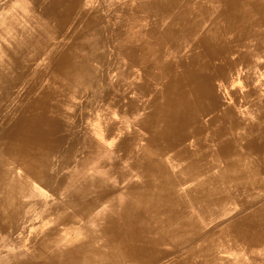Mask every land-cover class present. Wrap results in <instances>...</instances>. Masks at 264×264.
Instances as JSON below:
<instances>
[{
  "label": "bare ground",
  "instance_id": "obj_1",
  "mask_svg": "<svg viewBox=\"0 0 264 264\" xmlns=\"http://www.w3.org/2000/svg\"><path fill=\"white\" fill-rule=\"evenodd\" d=\"M144 1L124 8L111 41L112 55L99 34L80 37L83 27H69L70 13H62L63 4H34L61 39L56 36L50 59H43V51L33 68L27 63L32 61L30 42L0 45V264H214L213 259L238 247L264 260V253L257 254L264 251V133L255 146L258 156L252 155L254 144L237 137L239 117L226 105L245 97L232 86L238 73L223 82L225 74L209 61L208 45L210 35L218 37L221 27L237 28L250 10L246 8L261 0ZM12 5L0 8V25L9 19L12 28V17H7ZM191 36L184 51L181 41ZM65 43L75 45L74 58ZM45 45L42 38L35 50ZM103 68L112 73L102 80ZM215 78L217 83L207 82ZM78 82L103 83L105 101L111 104L114 98L113 108L125 111L122 119L145 131L126 136L130 123L109 125V140L119 132L125 135L118 136L115 148L125 151L119 161L107 157L114 149H97L98 132L92 131L93 137L81 127L78 138L54 114L52 102H70L73 95L60 85ZM153 92V111L144 114L132 96ZM188 103L194 105L191 111ZM243 108L252 112L245 104ZM222 115L228 121L224 127L216 122ZM208 133L213 136L200 137ZM192 139L189 145L195 148L216 142L226 151L238 149L242 164L229 171L238 179L232 183L230 177L208 172L200 182L188 181L187 169L180 165L188 160L199 164L203 156L187 150L174 155L173 150ZM247 156L253 166H247ZM236 193L244 201L233 199ZM28 223L34 229L19 234ZM25 241L31 242L28 250L19 251ZM166 245L171 250H163Z\"/></svg>",
  "mask_w": 264,
  "mask_h": 264
},
{
  "label": "rangeland",
  "instance_id": "obj_2",
  "mask_svg": "<svg viewBox=\"0 0 264 264\" xmlns=\"http://www.w3.org/2000/svg\"><path fill=\"white\" fill-rule=\"evenodd\" d=\"M143 1L144 0H135V1L134 0H28V1L27 0H4V1L0 0V8L1 7L3 8L4 4H12L13 3V5H12L13 8H12L10 14L7 15V17H12L13 26H12V28L10 26L8 27V24L10 25L9 19H8V22L5 20L6 24L0 25V45H3V44L9 45L10 42H12L18 46H22L24 43L30 42V46H28V45L27 46L29 47L28 51H29L30 59L32 61H29L27 63L33 68H35L37 66L38 61L40 59H42L41 57H42L43 51H44V55H45V57L43 59L44 60L50 59L51 55H53V53L55 52L56 45H58L57 39L59 40V36L54 31H52L50 29L49 19H45V20L42 19L44 16V10H42L40 6L35 7L34 4H44L46 7L49 6L50 4H63L64 9H61L62 13L67 12V10L70 13V15H69L70 26L69 27L76 26V25L83 27L82 29H84V30H82V33L80 32V35H79L80 37H81V35H87L86 36L87 38L88 37L92 38V37H94V35L96 36L99 34V36L103 40H105L103 42L105 45H107L106 48L108 49V55H112L114 53L112 51L113 47L111 46V41L115 37V30L118 28L117 24L121 20L124 19V15H123L124 8L126 6H128L129 4H145V1L144 2ZM26 5H28V6H26ZM66 7H67V9H66ZM24 8H26V9H24ZM50 11H51V9H50ZM53 12H49V14H53ZM118 18H119V20H118ZM25 22H28L30 25L28 23H25ZM4 27H5V30L2 31V29ZM26 27H28V28H26ZM43 30H44V32H42ZM56 36H57V39H55ZM52 37H54V38H52ZM42 38L46 41V45L43 48H41V51H36L35 45L37 43H40ZM4 39H6V40H4ZM191 39H192V36L190 38L186 37V40L183 39L181 41L182 45L184 46V47H182V49L184 51L186 50L184 48H186V46H188L189 42L191 43ZM193 39H196V38H193ZM60 41H61V39L59 40V42ZM147 42H149V41L147 40ZM198 42H199V40L197 41V43ZM51 44H54V45H51ZM65 46H66L67 50L70 51V54L72 53L71 58H74L75 56L73 57V50H74L75 45L72 43H69V44L65 43ZM5 47H7V46H5ZM162 48L164 50V51L163 50L162 51L166 52L165 50L167 47L163 46ZM48 50H50V51L47 52ZM190 53L191 52H184V54H187V55L188 54L190 55ZM182 54H183V52H182ZM79 59H78V62L76 64L78 66L80 65L81 55L79 56ZM40 62H41V60L39 61V64H40ZM107 71H108V69L105 70V68H103L102 71L99 73L102 80L109 73L110 74L112 73V72H107ZM177 71H178V69H177ZM179 73H181V72H179ZM56 77L57 76L54 74L53 75L54 80H52L51 82H54V83L58 82L59 80H56ZM75 78H76V76L73 75L72 76L73 82L75 81ZM112 78H113V75H110L107 80H112ZM103 82L106 84H109V81L104 80ZM101 84L102 85H98V87L96 85L92 86V84H85V83L82 84L79 82L75 83V84H70L68 86H66L64 84L60 85L61 87L64 86V89H66V90L73 91L72 92L73 95L70 97V102H68V101L66 102L67 104L65 102L64 103L52 102V104L56 106L55 107L56 112H54V114L57 113L55 115L57 117H59L61 121L64 122L65 127H68V133L70 132V130H73L72 133H74V136H77L78 138L83 136L81 134L82 132L80 130L81 127H83L87 131V132H85L86 134H89V135L92 134L91 136H93V137H94V135H93L92 131L98 132V134L101 137L99 139L97 138V140L100 143L99 146H97V149L98 150H100V149L107 150V147L114 149V150H112L111 153L107 154V157L111 158V159L115 157V160L119 161L120 158H122V156H124L125 151H123V150L119 151L118 149H115V148H117L116 146L119 143L118 136H120V137L125 136V135L127 136V135L132 134V133H137L139 136H141L142 134L146 135V133H145V131L138 129V127L135 125V121L132 120L130 123L128 120L122 119V114L125 111H123V110L119 111V110L113 108L112 105H113L114 100H115L114 98L109 100L112 105L107 103V101H105V99H104V95H105L104 91L105 90L103 89L105 87H104L103 83H101ZM161 90H162V88L160 86L154 92H160ZM81 92H83V93H81ZM153 93H151L150 95H146V97H144V98L139 97L138 94H134L132 96L134 101H136V103L135 102L134 103L137 104V106L143 105L142 108L144 109V112H143L144 114L145 113H151L153 111L152 107H151L152 106L151 101L155 95V93L154 94ZM80 94H81V96H80ZM158 96H160V94H158ZM88 101H90V102H88ZM76 102H78V103H76ZM126 110H128V109L126 108ZM132 110L135 113L138 112V109L136 111L135 107ZM68 114H70V115H68ZM124 121H125V124H127L128 126L130 123V127L131 126L132 127L131 128L128 127V130H127L125 135H122L119 132L117 134V136H114V137H112L111 140H109L107 137V135L110 134V132L107 131L109 129V125H112L113 123H117L119 126H124ZM77 126H78V128H77ZM76 130H78V131H76ZM138 131H140L141 135L139 134ZM79 133L81 135H79ZM77 137H75V138H77ZM136 144H137V142H136ZM99 153H100V151H99ZM87 169H89L88 170L89 173H92V170H90L91 168H87ZM37 222H40V220L38 219ZM31 225H30V223H28L27 226L24 227L23 229H21L18 233L19 234L21 233V235H22L23 232L29 231V230H31V228L34 229V227H32ZM49 226H50V224L43 226L40 231H44V230L50 228ZM29 244H31V242H29V241L23 242V244L20 246V249H18V250L19 251L28 250ZM165 247H163L162 249L165 251L171 250V248L169 246L166 245ZM210 253L214 254L213 250H211ZM261 253H264V251L263 250H262V252L260 250L257 251V254L260 255ZM256 256L257 255L253 254V252L251 250H246V249L242 250L241 248L238 247V248H236V250H232V251L227 250L226 253L224 252L222 259H213V260H214V264H241V263L242 264H246V263L247 264H264V260H261V261L257 260V259H255ZM225 258H228L227 260H229V262L225 261ZM162 264H164V263H162Z\"/></svg>",
  "mask_w": 264,
  "mask_h": 264
},
{
  "label": "crops",
  "instance_id": "obj_3",
  "mask_svg": "<svg viewBox=\"0 0 264 264\" xmlns=\"http://www.w3.org/2000/svg\"><path fill=\"white\" fill-rule=\"evenodd\" d=\"M257 2H259V4H254L252 8H246L250 10H247V16L245 18L239 20L237 28L223 29L221 27L220 30H217L219 31V34L216 33L218 37L216 35L214 37L210 35L208 43L210 56L209 61H213V63L215 62L214 64L221 68V72L225 74V76L221 75V80L225 82L226 77H231L230 79L232 80L235 78V73H238L236 76L237 80L235 81V84H232V86L234 85L235 88L236 86L237 88H240L241 94L243 93L245 95L243 98L244 101L241 100L239 103L236 101H231L230 103L227 102L228 104L226 105L229 106V111L236 113L234 117H239V126L241 128L237 130V137L242 138L241 141L243 143L245 140L252 141L254 147L250 151L251 154L255 156H258V149L255 148V146L257 145L259 138L264 133V0ZM218 23L219 25H223V20H220ZM218 23L215 22V24ZM199 51L197 56H199ZM204 65H206V62H204V64H200L197 69L200 70L204 67ZM178 72H181V70L179 69ZM230 79L229 83H231ZM218 81L219 79L217 78L212 81L207 80L208 83L212 84H215ZM244 104L252 109L251 113L248 114L244 111ZM188 105L189 110L191 111L194 108V105L192 103H188ZM241 110L242 112H239ZM181 115L183 118L186 116V111L184 109L182 110ZM216 122H218L219 126L221 127L227 126L228 124L227 118H225L223 115L222 117L220 116ZM212 136V133H208L203 134L200 137L211 138ZM214 140L217 139L214 138ZM193 141V139L188 140L187 145L185 144V146H178L173 150L174 155H180L181 152L187 150L189 154L194 152V154L198 153L197 155H201L199 156V159L203 156V162L199 164L188 160L187 162L180 165L181 167L183 166L182 168L187 169V171H185L186 173L184 172V174H187V176H185L188 181H191L193 184L196 181L200 182L203 178V175H208V172H211L210 175L212 173L218 172L215 177L218 176L219 178L228 179L230 177L232 183L236 178L238 179V177L234 178V175L232 176L231 173H229L230 169H234V167L237 166L239 167L240 164H242V161H240L241 155L236 152V150L239 151L238 149L235 151H226L224 150L225 148L218 146L216 142H213L212 145H205L203 147L199 145L200 147L195 148L193 145H189L193 143ZM200 148L207 149L201 150ZM229 151L232 152L233 155H228ZM233 157H236V161L231 160ZM228 159L232 162H229ZM246 164L247 166H253L254 161L250 160L248 157L246 159ZM236 195H238V197L233 199H237V201H244L243 197H240L238 193H236Z\"/></svg>",
  "mask_w": 264,
  "mask_h": 264
}]
</instances>
